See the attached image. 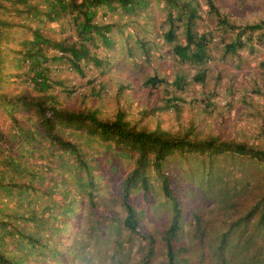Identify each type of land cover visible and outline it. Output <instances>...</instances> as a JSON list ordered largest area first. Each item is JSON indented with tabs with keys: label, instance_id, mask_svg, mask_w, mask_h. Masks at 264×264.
Listing matches in <instances>:
<instances>
[{
	"label": "trees",
	"instance_id": "trees-1",
	"mask_svg": "<svg viewBox=\"0 0 264 264\" xmlns=\"http://www.w3.org/2000/svg\"><path fill=\"white\" fill-rule=\"evenodd\" d=\"M196 1L0 0V264H105L109 255V264H156L159 249L164 264H264V143L203 131L194 118L163 129L157 113L176 108L183 72L163 94L156 72L141 87L123 72L111 102L95 79L79 93L53 88L63 84L53 65L80 75L89 62L99 73L122 69L95 51L112 50L113 30L146 61L147 33L161 37L175 63L200 68L192 80L204 81L212 34L196 32ZM213 1L205 3L216 29L235 31L222 53L235 56L241 36L264 23L237 26ZM154 2L162 21L151 16ZM138 89L143 105L122 98ZM93 148L106 152V169ZM227 156L253 162L257 175L228 179L214 166Z\"/></svg>",
	"mask_w": 264,
	"mask_h": 264
},
{
	"label": "rangeland",
	"instance_id": "rangeland-1",
	"mask_svg": "<svg viewBox=\"0 0 264 264\" xmlns=\"http://www.w3.org/2000/svg\"><path fill=\"white\" fill-rule=\"evenodd\" d=\"M213 2L237 26L245 23H264V0H214ZM196 3L200 13V18L195 20L196 32H209L212 34L208 43L210 57L202 67L206 70L204 81L192 80V76L200 68L187 63H175L172 57L171 45L166 43L161 37H153L147 33L146 38L151 40L152 43L150 45L149 60L146 61L142 59L141 52L137 49L133 55H128L122 45L124 43L121 35L113 30L114 43L112 50L104 51L102 47H98L95 51L100 58L107 55L108 58H112L116 62L120 61L118 64L122 66V69L114 66L112 69L110 67L109 69L111 70L108 71V69L103 67L104 73H99L100 69L89 62L83 64V74L80 75L74 69H69L65 63L53 65L51 66V77L53 79L57 77L63 81V84L53 87L55 88L54 90H62L74 85L75 93L83 92L89 87L88 80L95 79L94 81L96 82L105 83V92L107 91L105 101L111 102L113 92L116 89L115 85H117L116 81L123 78V72L131 75L133 80L131 85H140V87L147 75H152L156 72L166 82V84L163 82L158 85V94H163L164 89H173L170 84L172 79L178 73L183 72L187 83L184 84L182 90L177 92V99L173 100L176 108H168L157 113L163 129L176 128L178 119L180 122H185L188 118H194L199 124V129L203 131H216L225 137H231L235 134L238 138H244L247 141L264 143V35L262 38L259 36L264 30V25H262V29L254 31L250 39H248L247 34L241 36L243 46L238 49L235 56L230 54L223 55L220 42L222 39L228 41L233 38L235 31L228 30L225 34L221 33L215 27L214 18L206 12L207 5L205 0H197ZM152 9L155 13L153 11L151 16L154 19L156 18V21H162L164 19V11L161 5L154 2ZM146 15L147 13L144 18L150 21L152 17ZM154 30L156 29L154 28ZM176 35L179 41L182 42L183 37L179 29ZM219 71H221L220 75ZM130 94H132L131 97L127 93L122 98L128 97L132 102V106L143 105L139 89ZM129 116H132V114H129ZM149 120V122L154 123L156 120L155 115L151 116ZM105 153L104 149L101 148H93L91 151V154L101 164L103 169H106L105 156L107 154ZM219 164L224 165L221 166ZM252 164L253 162L246 159L227 156L215 163L214 166L224 170L229 179V177L241 178V176L250 175V173L252 177L256 176L257 173L254 172V175L252 173V168H254ZM176 167L181 173L183 172L182 169H185L180 162L177 163ZM171 168L172 166L169 171H172ZM215 173H219V171L217 170ZM111 174L114 175L115 172ZM155 198L153 197L150 200L152 205H156ZM115 207L118 212L121 211L119 205ZM228 212L230 213L231 211ZM251 254L252 249L248 248L243 254V258L246 260ZM243 258L241 257L240 261ZM110 259L109 255V259L105 264H109ZM153 261L156 264H164L165 258L162 249L154 253ZM136 264L142 263L138 261Z\"/></svg>",
	"mask_w": 264,
	"mask_h": 264
}]
</instances>
